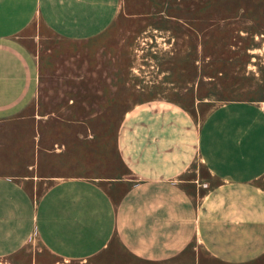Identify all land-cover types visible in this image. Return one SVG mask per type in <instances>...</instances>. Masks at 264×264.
Masks as SVG:
<instances>
[{
  "label": "rangeland",
  "instance_id": "1",
  "mask_svg": "<svg viewBox=\"0 0 264 264\" xmlns=\"http://www.w3.org/2000/svg\"><path fill=\"white\" fill-rule=\"evenodd\" d=\"M45 29L39 47L27 39L41 60L35 99L0 118V173L32 176L38 193L59 177H92L121 204L143 181L117 149L127 116V128H174L186 160L164 180L197 205L216 183L196 152L199 124L228 101L264 104V0H122L113 26L94 38L60 39ZM140 115L146 127L135 122ZM177 246L138 254L118 231L91 258L65 260L39 247L32 261L23 253L0 264H217L193 228Z\"/></svg>",
  "mask_w": 264,
  "mask_h": 264
},
{
  "label": "crops",
  "instance_id": "2",
  "mask_svg": "<svg viewBox=\"0 0 264 264\" xmlns=\"http://www.w3.org/2000/svg\"><path fill=\"white\" fill-rule=\"evenodd\" d=\"M121 5L122 0H0V118L25 110L37 95L41 60L27 39L39 47L47 39L40 26L60 39L87 40L113 26ZM140 118L135 122L146 127V118ZM127 123L126 116L117 149L143 181L121 204L92 177H59L38 193L32 176L0 173V257L26 253L32 261L36 248L43 247L65 260L87 259L103 251L118 231L135 253L152 254L187 244L193 228L217 264H259L264 104L228 101L199 124L196 152L216 183L197 205L179 183L164 180L186 160L184 152L178 155L174 128H127ZM111 179L126 189L127 182Z\"/></svg>",
  "mask_w": 264,
  "mask_h": 264
}]
</instances>
